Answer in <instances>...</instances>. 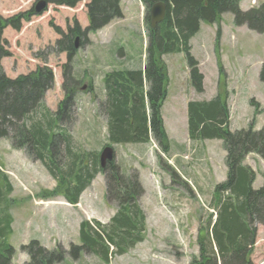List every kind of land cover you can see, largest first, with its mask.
Here are the masks:
<instances>
[{
    "label": "rangeland",
    "instance_id": "rangeland-1",
    "mask_svg": "<svg viewBox=\"0 0 264 264\" xmlns=\"http://www.w3.org/2000/svg\"><path fill=\"white\" fill-rule=\"evenodd\" d=\"M38 2L0 0V16L13 18L34 10ZM263 3L264 0H244L239 8L248 11ZM87 4V0L75 8L49 4L41 14L23 22L21 31L5 29L2 39L7 43L8 56L2 60V67L11 79L39 68L51 69L54 83L43 103L52 114H57L61 103L75 91L73 103L62 108L59 127L71 138L72 154L92 153L100 157L108 143L107 116L101 107L105 100L104 75L145 65L149 41L147 7L141 0H122L123 17L96 34H89V43L81 46L79 42L69 61L66 53L55 49L61 40L57 29L68 33L77 22L84 31L88 26ZM190 45L189 54L203 76L202 93L194 88L185 53L164 57L168 96L162 117L170 140L169 153L164 154L154 141L114 145L115 162L128 176L137 178L143 190L138 203L146 217L147 232L142 243L125 255L110 259L109 264H191L199 256L202 225L211 216L215 219L210 207L214 188L227 178L226 152L221 140L190 141L188 102L209 101L221 93L230 108L231 132L250 126L256 131L264 128V85L260 82L264 33L237 27L232 14L227 13L219 24L201 23ZM70 63L74 79L68 81L63 78V69ZM57 151V164L63 169L70 161L69 153L64 144ZM244 165L256 174L253 189L261 188L264 158L250 154ZM0 168L13 187L9 200L14 222L9 241L15 250L14 264L29 262L21 246L31 240L39 241L50 251L60 247L68 253L71 245H81L82 222L107 225L116 213L117 203L108 199L103 175L96 177L81 195L79 204L73 206L66 202L60 184L47 169L27 151L15 148L11 140H0ZM255 227L251 261L264 264V226L256 223ZM59 264L106 263L93 254L81 253L78 259L67 254Z\"/></svg>",
    "mask_w": 264,
    "mask_h": 264
},
{
    "label": "trees",
    "instance_id": "trees-1",
    "mask_svg": "<svg viewBox=\"0 0 264 264\" xmlns=\"http://www.w3.org/2000/svg\"><path fill=\"white\" fill-rule=\"evenodd\" d=\"M48 5L75 8L83 0H44ZM88 26L83 31L76 22L68 33L60 34L55 49L73 58L75 41L81 46L89 43L88 35L96 34L114 20L123 17L122 0H87ZM147 7L148 47L145 65L112 70L104 75L105 100L101 107L107 116V146L149 144L154 141L165 154L170 140L164 127L162 107L167 99V68L164 57L185 53L191 68V80L198 93L203 92V76L197 62L190 56V41L200 31L201 23L219 24L224 14H232L237 27L264 33V3L248 11L239 5L244 0H141ZM166 5L165 19L151 28V8ZM35 15L34 10L10 19L0 16V140L12 141L15 148L27 151L39 161L60 184L67 203L76 206L81 195L98 175L106 180L108 199L117 203V210L107 225L98 221L80 224L81 245H71L67 253L58 247L48 250L37 240L21 246L29 256L26 264H59L68 254L78 259L90 253L102 262L123 256L142 243L147 232L146 217L138 200L143 193L139 181L128 176L115 159L101 168L99 154L71 153V138L59 127L62 108L73 103L71 91L61 103V110L52 114L44 105L45 94L52 89L51 69L39 68L29 75L8 78L2 60L8 56L3 31H21L23 22ZM64 80L71 76L72 64L64 66ZM221 73H224L221 70ZM69 78V79H68ZM75 82V81H74ZM264 85V64L260 74ZM70 108V106L68 107ZM63 109V110H64ZM188 136L190 141L221 140L226 152L227 178L215 186L210 207L215 213L202 225L198 238L199 256L191 264H253L251 251L256 240L255 224L264 226V185L253 189L255 172L244 165L245 158L256 154L264 158V128L230 131V108L221 93L209 101H190L187 104ZM64 144L69 163L61 169L56 154ZM176 178V174L173 173ZM13 187L0 168V264H14V248L9 238L13 234V217L9 196ZM51 197H54L53 195Z\"/></svg>",
    "mask_w": 264,
    "mask_h": 264
},
{
    "label": "water",
    "instance_id": "water-1",
    "mask_svg": "<svg viewBox=\"0 0 264 264\" xmlns=\"http://www.w3.org/2000/svg\"><path fill=\"white\" fill-rule=\"evenodd\" d=\"M48 4L44 0H39L37 5L34 8L35 14H41ZM166 15V5L164 3L155 4L151 8L150 12V22L151 28H156L162 21L165 19ZM80 37L76 38L75 49L79 48ZM85 89V88H84ZM115 159V150L112 146H106L100 155V165L101 168H104L108 162H111Z\"/></svg>",
    "mask_w": 264,
    "mask_h": 264
}]
</instances>
